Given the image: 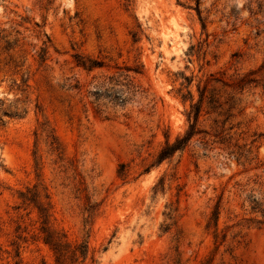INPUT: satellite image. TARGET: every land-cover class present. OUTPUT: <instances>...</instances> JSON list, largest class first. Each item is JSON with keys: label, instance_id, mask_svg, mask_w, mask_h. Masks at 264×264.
I'll return each mask as SVG.
<instances>
[{"label": "rangeland", "instance_id": "obj_1", "mask_svg": "<svg viewBox=\"0 0 264 264\" xmlns=\"http://www.w3.org/2000/svg\"><path fill=\"white\" fill-rule=\"evenodd\" d=\"M0 264H264V0H0Z\"/></svg>", "mask_w": 264, "mask_h": 264}, {"label": "trees", "instance_id": "obj_2", "mask_svg": "<svg viewBox=\"0 0 264 264\" xmlns=\"http://www.w3.org/2000/svg\"><path fill=\"white\" fill-rule=\"evenodd\" d=\"M196 5H198V0H196ZM190 117L193 120V123L191 125V128H193V126L197 120V117H198V107L197 106H194L193 112L191 113V115H188V118H190ZM191 134H192L191 131L188 132L186 134V136H184L181 139L176 140L175 144H166L165 147L159 153V158L161 159V158L170 156L174 149L178 148L180 145H182L185 141H187L190 138ZM44 242L47 243L51 247V249L54 250V252H57L58 255L61 256L62 253L55 246L54 242H52L49 238H45Z\"/></svg>", "mask_w": 264, "mask_h": 264}, {"label": "bare ground", "instance_id": "obj_3", "mask_svg": "<svg viewBox=\"0 0 264 264\" xmlns=\"http://www.w3.org/2000/svg\"><path fill=\"white\" fill-rule=\"evenodd\" d=\"M172 45H173V42H172Z\"/></svg>", "mask_w": 264, "mask_h": 264}]
</instances>
